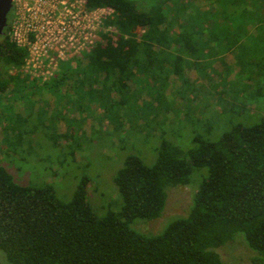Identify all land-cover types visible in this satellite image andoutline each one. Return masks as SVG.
Instances as JSON below:
<instances>
[{
	"label": "trees",
	"instance_id": "obj_1",
	"mask_svg": "<svg viewBox=\"0 0 264 264\" xmlns=\"http://www.w3.org/2000/svg\"><path fill=\"white\" fill-rule=\"evenodd\" d=\"M84 1L87 11L111 9L105 23L117 31L115 39L100 34L104 44L74 57L71 69L59 66L55 77L41 86L85 89L99 97L102 108L118 114L121 131L132 121L122 110L135 109L129 83L138 75L154 83L162 73L181 82L183 62L198 61L196 46L205 41L198 42L201 36L190 24L169 27L168 15L160 8L143 11L131 0ZM26 58V50L10 40L7 24L0 36V94L22 96L40 87L18 71ZM139 118L136 115L135 121ZM156 153L152 165L133 154L125 157L113 176L120 207L103 215L89 200L87 177L63 202L52 186L19 185L0 168V252L6 262L223 264L215 250L241 234L257 254L253 263L264 264V117L252 125H232L216 141L196 137L185 152L163 139ZM194 169L206 170V176L200 174L204 177L186 215L169 220L160 233L131 227L137 219L161 218L167 189L188 187Z\"/></svg>",
	"mask_w": 264,
	"mask_h": 264
},
{
	"label": "rangeland",
	"instance_id": "obj_2",
	"mask_svg": "<svg viewBox=\"0 0 264 264\" xmlns=\"http://www.w3.org/2000/svg\"><path fill=\"white\" fill-rule=\"evenodd\" d=\"M131 1L143 11L160 8L168 15L169 27L177 28V22L182 28L192 25L201 36L198 42L205 44L196 46L198 61L183 62L181 82L162 73L154 83L142 75L129 83L133 107H141L122 110L132 121L121 131L122 119L102 108L99 97L80 88L45 89L41 84L47 79L31 78L22 67L18 71L40 87L22 96L0 94V168L19 185L52 186L63 202L87 177L89 200H94L98 215L120 207L113 176L127 155L152 165L163 139L185 152L196 137L216 141L232 125H252L264 117V0ZM112 14L110 9L93 12L84 23L87 37L101 44L102 33L115 39L117 31L105 23ZM74 57L81 54L55 59L49 71L58 73L61 65L73 68ZM155 113L158 119H150ZM136 115L142 119L135 121ZM200 174L206 176V170H193L190 187L167 189L161 218L137 219L131 227L155 234L172 218L186 215L204 177ZM215 252L223 264H255L257 255L241 234ZM0 264H8L1 252Z\"/></svg>",
	"mask_w": 264,
	"mask_h": 264
},
{
	"label": "built area",
	"instance_id": "obj_3",
	"mask_svg": "<svg viewBox=\"0 0 264 264\" xmlns=\"http://www.w3.org/2000/svg\"><path fill=\"white\" fill-rule=\"evenodd\" d=\"M85 7L84 0H16V3L11 0L9 36L27 52L22 66L24 74L31 78H53L55 74L49 69L55 59L63 61L64 55L82 56L100 43L95 37L92 40L87 37L84 23L93 12L103 9L87 11Z\"/></svg>",
	"mask_w": 264,
	"mask_h": 264
},
{
	"label": "water",
	"instance_id": "obj_4",
	"mask_svg": "<svg viewBox=\"0 0 264 264\" xmlns=\"http://www.w3.org/2000/svg\"><path fill=\"white\" fill-rule=\"evenodd\" d=\"M11 8V0H0V36L7 25V16Z\"/></svg>",
	"mask_w": 264,
	"mask_h": 264
}]
</instances>
